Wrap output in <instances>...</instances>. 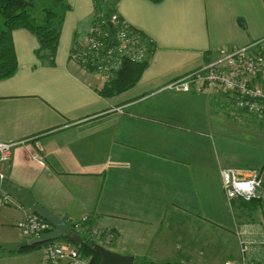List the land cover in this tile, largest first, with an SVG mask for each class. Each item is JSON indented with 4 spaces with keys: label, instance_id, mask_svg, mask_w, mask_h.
<instances>
[{
    "label": "crops",
    "instance_id": "obj_1",
    "mask_svg": "<svg viewBox=\"0 0 264 264\" xmlns=\"http://www.w3.org/2000/svg\"><path fill=\"white\" fill-rule=\"evenodd\" d=\"M67 3L54 64L36 56V35L12 31L17 69L0 80V141L25 142L1 166L2 182L23 187L63 220L87 215L115 235L101 246L134 260L264 259V201L228 200L219 172L254 168L264 179V136L247 124L264 116L234 117L220 93L161 90L219 47L264 37V0H112L152 51L136 84L108 96L102 79L69 59L95 0ZM30 212L0 206L1 247L27 240L17 222ZM8 250L4 264H46L43 245Z\"/></svg>",
    "mask_w": 264,
    "mask_h": 264
},
{
    "label": "built area",
    "instance_id": "obj_2",
    "mask_svg": "<svg viewBox=\"0 0 264 264\" xmlns=\"http://www.w3.org/2000/svg\"><path fill=\"white\" fill-rule=\"evenodd\" d=\"M149 49L144 35L118 14L106 17L99 13L94 15L87 32L73 38L69 59L107 83L118 74L125 62L145 61L152 51ZM161 90L220 93L225 96L230 114L234 117L238 118L242 113L264 116V37L244 46L219 47L210 61L176 77L163 85ZM24 142L0 141V161L9 160L13 146ZM34 158L40 164L44 163L41 157L35 155ZM219 172L228 200L264 201V179L258 169L221 167ZM2 178L3 174L0 173V182ZM10 201L17 204L9 195L0 193V205L9 204ZM65 221L75 231L86 233L94 241L111 244L115 238L109 229L90 225L87 215L78 219L66 218ZM17 227L27 239L52 230L49 222L32 211L17 222ZM43 249L46 264L88 263L77 245L63 239L47 242ZM246 249L247 245L243 246L242 251ZM224 264H264V259L242 257L240 260H226Z\"/></svg>",
    "mask_w": 264,
    "mask_h": 264
},
{
    "label": "trees",
    "instance_id": "obj_3",
    "mask_svg": "<svg viewBox=\"0 0 264 264\" xmlns=\"http://www.w3.org/2000/svg\"><path fill=\"white\" fill-rule=\"evenodd\" d=\"M95 3L94 15H99V13H101L103 16L109 17L116 10L114 6L110 4L112 1L109 4H102L99 0H95ZM69 9L70 6L67 0H0V80L12 76L17 69V58L12 39V31L17 28L27 29L36 35L39 42V46L35 51L36 56L41 59L47 58L50 64H54V55L58 46L61 27L65 14ZM103 10L106 12H102ZM239 24L241 27H244L240 19ZM145 64V61L140 63L125 62L118 74L104 84L101 94L103 96L113 95L134 86ZM245 202L254 203L253 201ZM257 202L258 201L255 203ZM81 236L84 239L82 245H77L67 240L65 237L60 239L77 245L81 255L88 260L87 264H98L100 257L91 248L90 244L99 243L94 241L86 233H82ZM46 243L13 250L17 252L28 251L40 248ZM135 261L136 263L134 262V264H162L146 259H137Z\"/></svg>",
    "mask_w": 264,
    "mask_h": 264
},
{
    "label": "water",
    "instance_id": "obj_4",
    "mask_svg": "<svg viewBox=\"0 0 264 264\" xmlns=\"http://www.w3.org/2000/svg\"><path fill=\"white\" fill-rule=\"evenodd\" d=\"M109 25L111 26V23H109ZM0 190L15 201L20 202L23 206L30 208L32 212L49 222L52 226V230L42 235L4 247L5 249L23 248L58 240L62 237H65L67 240L77 245H82L84 243V239L79 232L71 228L60 216L37 202L35 197L23 187L11 181L5 183L0 182ZM90 246L100 257L98 264H134L135 262L132 255L121 254L96 243H91Z\"/></svg>",
    "mask_w": 264,
    "mask_h": 264
},
{
    "label": "rangeland",
    "instance_id": "obj_5",
    "mask_svg": "<svg viewBox=\"0 0 264 264\" xmlns=\"http://www.w3.org/2000/svg\"><path fill=\"white\" fill-rule=\"evenodd\" d=\"M112 0H107V3L109 4L110 2H111ZM37 9V8H36ZM35 9V10H36ZM106 10H107V7H106ZM102 12H106L105 10H103ZM114 13H116V14H118L119 15V13L117 12V10H115V12ZM113 14V13H112ZM111 14V15H112ZM120 16V15H119ZM121 17V16H120ZM174 92V91H173ZM249 118H251V123H247V124H249V127H251V128H256L262 135L261 136H264V117L263 118H258V119H256L257 118V116H250ZM24 140H21V141H17V142H23ZM264 142V141H263ZM19 145H22V144H16L15 146H13V148H12V154H13V152H14V150H15V148L16 147H18ZM255 152H256V154L257 153H259V151L257 150V149H255ZM12 154H11V156L9 157L10 159H11V157H12ZM34 156L35 155H33L32 156V159L34 160V161H36L37 163H39L35 158H34ZM260 156L262 157V156H264V149H261V151H260ZM264 158V157H263ZM10 159L9 160H7V161H0V169H1V166L3 165V164H5V163H7V162H9L10 161ZM223 168V167H222ZM0 173H2L3 175H4V173L2 172V171H0ZM2 182V181H1ZM0 193H2L1 192V190H0ZM16 203L17 204H19V205H22L20 202H17L16 201ZM17 204H15V202H12V201H10V203H9V205H16L17 207H19V208H21V206H19V205H17ZM5 205H8V204H5ZM0 206H3V205H0ZM23 206V205H22ZM249 205L247 204V205H245L244 207L246 208V207H248ZM2 210V209H1ZM62 218V217H61ZM63 219V218H62ZM65 221V220H64ZM88 226H90V225H88ZM91 227V226H90ZM107 229V228H106ZM110 230V229H109ZM111 231V230H110ZM22 233V232H21ZM96 240V239H95ZM96 242L97 243H99V244H101V245H103V244H105V242L104 243H101V242H98V240H96ZM4 246L5 245H2V247H0V255H7L8 253H9V250L8 249H5L4 248ZM14 249V248H13ZM12 251H15V250H12ZM1 262L4 264V263H7V260L5 259V260H1ZM1 262H0V264H1ZM135 263H136V261H135ZM224 264V263H223Z\"/></svg>",
    "mask_w": 264,
    "mask_h": 264
}]
</instances>
